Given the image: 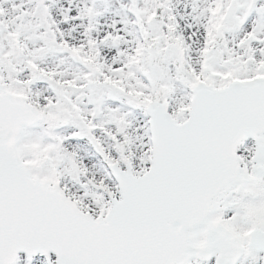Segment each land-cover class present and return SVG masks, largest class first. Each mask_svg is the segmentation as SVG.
I'll return each instance as SVG.
<instances>
[{
    "label": "snow or ice",
    "instance_id": "6c2138e0",
    "mask_svg": "<svg viewBox=\"0 0 264 264\" xmlns=\"http://www.w3.org/2000/svg\"><path fill=\"white\" fill-rule=\"evenodd\" d=\"M0 264H264V0H0Z\"/></svg>",
    "mask_w": 264,
    "mask_h": 264
}]
</instances>
